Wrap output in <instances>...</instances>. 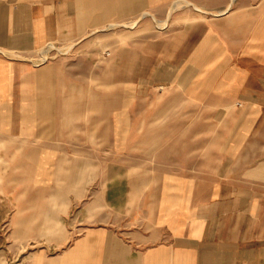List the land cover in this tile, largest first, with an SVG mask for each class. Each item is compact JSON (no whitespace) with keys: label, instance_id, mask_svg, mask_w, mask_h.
Wrapping results in <instances>:
<instances>
[{"label":"crops","instance_id":"crops-1","mask_svg":"<svg viewBox=\"0 0 264 264\" xmlns=\"http://www.w3.org/2000/svg\"><path fill=\"white\" fill-rule=\"evenodd\" d=\"M146 22L167 27L135 86L166 94L136 96L135 120L169 121L166 157L64 178L77 128L59 66L34 61ZM0 264H264V0H0Z\"/></svg>","mask_w":264,"mask_h":264},{"label":"rangeland","instance_id":"rangeland-1","mask_svg":"<svg viewBox=\"0 0 264 264\" xmlns=\"http://www.w3.org/2000/svg\"><path fill=\"white\" fill-rule=\"evenodd\" d=\"M133 25L111 26L75 46L52 43L34 61L37 66H59L63 128L69 132L77 128V136H73L72 141L70 137L64 141L61 153L64 178H69L73 170H78L79 175L81 172L86 174L91 170L90 166L94 167L97 177L113 163L149 161L152 146L156 152L165 145L167 137L156 136V133H166L169 121L166 118L146 120L138 125L136 111L139 113L141 107L149 105L133 101L136 96L166 94L165 88H137L135 84L138 80L150 78L153 57L155 69L159 66V57L152 56V52L157 51L156 43L163 39L161 33L167 25L146 22L137 31L134 30L136 24ZM136 45L139 46L138 54ZM151 47H154L153 51ZM136 127L143 128L145 134L136 135ZM210 139L213 138L208 137ZM158 140H163L162 146H157ZM159 155L166 157L165 147ZM216 156L215 152H207V162ZM54 159L53 154L51 160ZM88 161L92 165H88ZM63 185L65 190L70 189L69 182ZM47 223L52 229L47 240L54 243L56 228L57 235H60V220L48 215Z\"/></svg>","mask_w":264,"mask_h":264},{"label":"bare ground","instance_id":"bare-ground-1","mask_svg":"<svg viewBox=\"0 0 264 264\" xmlns=\"http://www.w3.org/2000/svg\"><path fill=\"white\" fill-rule=\"evenodd\" d=\"M176 5H177V4H176ZM142 16H143V15H142ZM144 16H145V15H144ZM134 25H135V24H134ZM134 25H133V26H134ZM133 26H132V27H133ZM132 27H131V28H132Z\"/></svg>","mask_w":264,"mask_h":264}]
</instances>
